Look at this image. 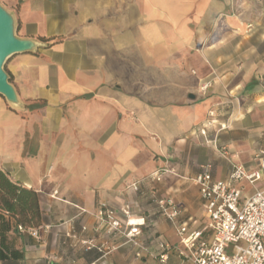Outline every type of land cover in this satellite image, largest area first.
Masks as SVG:
<instances>
[{
  "label": "crops",
  "instance_id": "obj_1",
  "mask_svg": "<svg viewBox=\"0 0 264 264\" xmlns=\"http://www.w3.org/2000/svg\"><path fill=\"white\" fill-rule=\"evenodd\" d=\"M4 2L21 36L62 39L7 62L25 110L0 95V164L37 190L43 210L38 238L28 229L16 236L25 253L16 264H70V254L75 264L96 261L98 251L78 240L97 234L98 204L149 210L144 191L128 186L162 168L176 173L143 189L190 212L198 204L204 211L198 186H184L202 165H214L216 180L228 179L233 162L254 167L264 146V60L238 58L250 54L253 36L264 40V0ZM217 124L226 128L213 145ZM245 182L235 185L246 190ZM156 223L169 241L168 226ZM71 230L76 248L62 244ZM127 253L122 246L96 264H122ZM168 257L185 264L176 249Z\"/></svg>",
  "mask_w": 264,
  "mask_h": 264
},
{
  "label": "built area",
  "instance_id": "obj_2",
  "mask_svg": "<svg viewBox=\"0 0 264 264\" xmlns=\"http://www.w3.org/2000/svg\"><path fill=\"white\" fill-rule=\"evenodd\" d=\"M208 86L209 83H206L203 88ZM215 121L210 120L199 130V134L207 136L208 126H213ZM224 128L226 125L213 128L216 131L212 140L215 144L218 132ZM222 153L228 154L227 151ZM237 157L234 155V158ZM253 164L252 169H247L243 164L233 162L228 179L216 180L214 165L207 163L189 178L199 188L204 207L202 223L193 217L180 221L183 210L172 197L164 202L155 191L143 189L147 181L159 182L166 174L174 172L171 168H162L128 186L136 193L144 191L145 199L154 208L146 211L131 202L114 205L102 201L95 213L97 234L80 238L78 243L85 251H98L99 258L90 264H96L122 246H127L135 259L151 256L162 263L168 261L169 251L176 249L183 260L192 264H264V188L255 187L251 195L244 197L245 188L235 185L237 181L246 180L255 186L264 180V146L255 153ZM160 216L175 228L179 246L172 245L156 228ZM27 229L33 236L39 237L38 228L19 226L21 232ZM101 237L114 242L99 241ZM75 238V230L65 232L62 244L76 248L78 243L72 240ZM68 258L70 264L77 261L75 254H70Z\"/></svg>",
  "mask_w": 264,
  "mask_h": 264
},
{
  "label": "trees",
  "instance_id": "obj_3",
  "mask_svg": "<svg viewBox=\"0 0 264 264\" xmlns=\"http://www.w3.org/2000/svg\"><path fill=\"white\" fill-rule=\"evenodd\" d=\"M40 39L53 43L62 41L61 38ZM10 80L13 82L11 74ZM42 216L37 190L12 179L0 164V264H16L24 259V250L16 244L19 226L38 227Z\"/></svg>",
  "mask_w": 264,
  "mask_h": 264
},
{
  "label": "water",
  "instance_id": "obj_4",
  "mask_svg": "<svg viewBox=\"0 0 264 264\" xmlns=\"http://www.w3.org/2000/svg\"><path fill=\"white\" fill-rule=\"evenodd\" d=\"M18 26L15 11L0 1V95L13 109L24 110L25 102L10 80L6 64L17 54L37 53L40 48H47L49 43L40 38L18 35Z\"/></svg>",
  "mask_w": 264,
  "mask_h": 264
},
{
  "label": "rangeland",
  "instance_id": "obj_5",
  "mask_svg": "<svg viewBox=\"0 0 264 264\" xmlns=\"http://www.w3.org/2000/svg\"><path fill=\"white\" fill-rule=\"evenodd\" d=\"M0 1H1L2 4H4L6 6L4 0H0ZM253 15H255V14H253ZM18 24H19V21H18ZM17 33H18V35H21L20 26H18ZM262 36H263L262 34H258L256 36H253L252 39H250L251 42H252V45H253V46H251L250 54L241 56V58H238V61H244V59H246V60H249V63L255 62L256 65L260 64V62H263V60H264V40H262V38H263ZM41 49H44V48H40L37 52H39ZM6 68H7V64H6ZM7 104L12 110H14L16 112L17 111H23V110L13 109L9 105V103H7ZM37 126H39V125H37ZM218 127H220V125L217 124V128ZM215 132L216 131H213V130L211 131V133H212V137L211 138L212 139H214L216 137L215 136L216 135ZM212 144L215 145L214 142ZM219 149H220V147H219ZM175 173H176V171H175ZM175 173L173 175H175ZM178 173L179 174L176 175V176L180 177V175H182L181 171H179ZM163 178H162V180H163ZM182 180H186V179H182ZM161 182L162 181H159V182L156 181V182H151V183L156 186L158 184H161ZM190 184H192V181L190 179H188V180H186V183H185L184 186H189ZM244 185L246 187V190L243 193V196L246 197V196L251 195L255 191V187L258 188V189H263L264 188V180L257 182L255 184V186H252L248 182H245ZM145 200H146V202H149V200H147V199H145ZM174 200H176V198ZM149 208L150 209L154 208V205L152 204V206H150ZM183 216L185 217V220H187L188 217H193L195 219H198L199 222L202 223L204 218H203V210H202L201 204L195 205L194 208L190 212H188V211L184 212L183 211ZM158 219L163 220V222L166 224V226H168L167 230L165 231L166 235L168 236V240L170 242H175L174 244H176V246H177L178 245L177 244L178 237H176L175 230H174L173 226L171 224H168L169 222H167V220L165 218L161 217V216L158 217ZM177 255H178L179 259H181L182 262L184 261L185 264H192V262H190V261L183 260V258L179 255L178 251H177ZM126 257H127V260L125 262H123L122 264H169V261H167L166 263H162L158 258H154V257H151V256H147V257H144V258H141V259H135L129 253H127Z\"/></svg>",
  "mask_w": 264,
  "mask_h": 264
}]
</instances>
